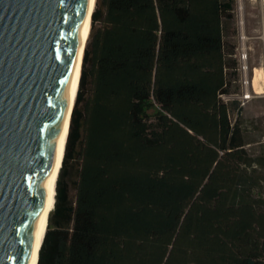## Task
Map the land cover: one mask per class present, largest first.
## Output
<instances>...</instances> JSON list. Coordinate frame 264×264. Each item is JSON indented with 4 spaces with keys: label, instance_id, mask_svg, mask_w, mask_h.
Here are the masks:
<instances>
[{
    "label": "trees",
    "instance_id": "16d2710c",
    "mask_svg": "<svg viewBox=\"0 0 264 264\" xmlns=\"http://www.w3.org/2000/svg\"><path fill=\"white\" fill-rule=\"evenodd\" d=\"M233 7L95 0L36 264H264V144L219 98Z\"/></svg>",
    "mask_w": 264,
    "mask_h": 264
},
{
    "label": "water",
    "instance_id": "95a60500",
    "mask_svg": "<svg viewBox=\"0 0 264 264\" xmlns=\"http://www.w3.org/2000/svg\"><path fill=\"white\" fill-rule=\"evenodd\" d=\"M88 5L0 0V264L32 262Z\"/></svg>",
    "mask_w": 264,
    "mask_h": 264
},
{
    "label": "rangeland",
    "instance_id": "374dc122",
    "mask_svg": "<svg viewBox=\"0 0 264 264\" xmlns=\"http://www.w3.org/2000/svg\"><path fill=\"white\" fill-rule=\"evenodd\" d=\"M233 14L227 39L235 47L238 68L241 63L238 60L240 49L245 48L246 74L249 80L256 78L254 88L257 93H253L250 84L249 90L253 96L242 105H239L240 101L235 100L239 107L231 105V118L235 119L237 115L239 116L247 140L257 149L259 143L264 144V79L258 76L256 71L261 68L264 75V0H234ZM242 75L243 72L237 69L235 80L230 87V90L238 95L244 90L241 83ZM70 194H74L73 189Z\"/></svg>",
    "mask_w": 264,
    "mask_h": 264
},
{
    "label": "bare ground",
    "instance_id": "6f19581e",
    "mask_svg": "<svg viewBox=\"0 0 264 264\" xmlns=\"http://www.w3.org/2000/svg\"><path fill=\"white\" fill-rule=\"evenodd\" d=\"M95 5V0H89V5H88V13L87 17L84 23V26L82 28V42H81V47H80V52L78 55L76 67L72 76V79L70 81V86L68 89L67 93V101H66V109L64 113V121H63V129L60 134L57 148H56V153H55V158H54V166L52 173L50 174L46 186V192L44 196V202H43V207H42V212L39 217L38 223L35 228V233H34V255L31 264H36L37 262V257H38V249L41 243V240L43 238V235L46 230L47 226V221H48V215L50 211L52 210L55 202V194H56V179L57 175L59 172L62 156H63V151H64V145L66 141V135L68 132V119H69V114L70 110L72 107V104L74 102L77 88H78V81H79V75H80V60H81V55H82V48L83 44L86 43L85 41L87 40L86 37H88L89 29H90V12L94 8ZM256 69V68H255ZM258 76H262L264 79V75H262V69L258 68L256 69ZM257 76V75H256ZM256 78L253 77V85H255Z\"/></svg>",
    "mask_w": 264,
    "mask_h": 264
},
{
    "label": "built area",
    "instance_id": "2783aa9c",
    "mask_svg": "<svg viewBox=\"0 0 264 264\" xmlns=\"http://www.w3.org/2000/svg\"><path fill=\"white\" fill-rule=\"evenodd\" d=\"M241 52L239 53L238 56V60L241 62L240 63V67L237 68L238 70H241L243 72L242 78H241V83L244 87L243 92L241 93V95H238V93H233V94H220L219 98L224 101V102H230L233 100H237L240 101L239 105L244 104L245 101H247L248 99H250L253 95L250 92L249 88H250V84H251V89L253 91L254 94L257 93V91L254 88L253 85V79L249 80L246 72H247V64H246V58H247V54L245 51L244 47H241ZM236 56V55H235Z\"/></svg>",
    "mask_w": 264,
    "mask_h": 264
}]
</instances>
